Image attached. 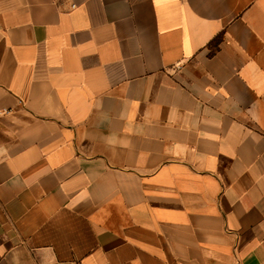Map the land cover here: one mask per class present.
Instances as JSON below:
<instances>
[{
  "label": "crops",
  "instance_id": "crops-1",
  "mask_svg": "<svg viewBox=\"0 0 264 264\" xmlns=\"http://www.w3.org/2000/svg\"><path fill=\"white\" fill-rule=\"evenodd\" d=\"M0 264H264V0H0Z\"/></svg>",
  "mask_w": 264,
  "mask_h": 264
},
{
  "label": "trees",
  "instance_id": "trees-1",
  "mask_svg": "<svg viewBox=\"0 0 264 264\" xmlns=\"http://www.w3.org/2000/svg\"><path fill=\"white\" fill-rule=\"evenodd\" d=\"M221 39H222V36L219 35V36H217V37L213 40L212 43L217 47V46L219 45Z\"/></svg>",
  "mask_w": 264,
  "mask_h": 264
}]
</instances>
